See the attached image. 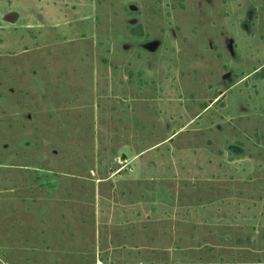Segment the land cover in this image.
Instances as JSON below:
<instances>
[{
  "label": "rangeland",
  "instance_id": "obj_1",
  "mask_svg": "<svg viewBox=\"0 0 264 264\" xmlns=\"http://www.w3.org/2000/svg\"><path fill=\"white\" fill-rule=\"evenodd\" d=\"M0 264H264V0H0Z\"/></svg>",
  "mask_w": 264,
  "mask_h": 264
}]
</instances>
